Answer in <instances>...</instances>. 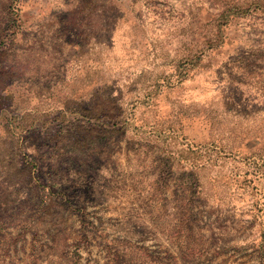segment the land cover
Listing matches in <instances>:
<instances>
[{
  "label": "rangeland",
  "instance_id": "374dc122",
  "mask_svg": "<svg viewBox=\"0 0 264 264\" xmlns=\"http://www.w3.org/2000/svg\"><path fill=\"white\" fill-rule=\"evenodd\" d=\"M0 264H264V0H0Z\"/></svg>",
  "mask_w": 264,
  "mask_h": 264
}]
</instances>
